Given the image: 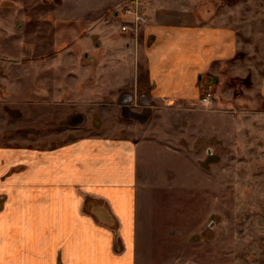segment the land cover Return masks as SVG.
Listing matches in <instances>:
<instances>
[{
  "label": "rangeland",
  "instance_id": "obj_1",
  "mask_svg": "<svg viewBox=\"0 0 264 264\" xmlns=\"http://www.w3.org/2000/svg\"><path fill=\"white\" fill-rule=\"evenodd\" d=\"M132 1L0 0V146L150 127L158 144L138 156L135 264H264V0H138L144 16L234 27L239 67L202 81L194 101L135 95L120 107L92 85L136 67L125 38L141 31H119ZM81 93L91 123L77 128Z\"/></svg>",
  "mask_w": 264,
  "mask_h": 264
},
{
  "label": "crops",
  "instance_id": "obj_2",
  "mask_svg": "<svg viewBox=\"0 0 264 264\" xmlns=\"http://www.w3.org/2000/svg\"><path fill=\"white\" fill-rule=\"evenodd\" d=\"M147 15L138 41L125 38L137 46L127 61L136 67L128 77L116 80L113 73L106 84L93 83L94 96L111 95L121 107L131 94H146L153 104L178 106L197 99L211 75L239 67L234 27L183 22L153 10ZM79 96L71 123L83 128L91 118L79 111L85 110ZM149 128L139 135L132 129L73 135L54 147L0 146V264H135L138 156L158 144Z\"/></svg>",
  "mask_w": 264,
  "mask_h": 264
},
{
  "label": "built area",
  "instance_id": "obj_3",
  "mask_svg": "<svg viewBox=\"0 0 264 264\" xmlns=\"http://www.w3.org/2000/svg\"><path fill=\"white\" fill-rule=\"evenodd\" d=\"M124 15L126 16L127 20L124 24L121 25L122 32H138L140 25L142 23H145L146 18L143 15V12L141 10V5L138 0H133L124 10ZM131 19V20H129ZM133 99V98H132ZM212 99V93L208 92L206 93L202 101L204 103H210ZM141 116V115H139Z\"/></svg>",
  "mask_w": 264,
  "mask_h": 264
},
{
  "label": "water",
  "instance_id": "obj_4",
  "mask_svg": "<svg viewBox=\"0 0 264 264\" xmlns=\"http://www.w3.org/2000/svg\"><path fill=\"white\" fill-rule=\"evenodd\" d=\"M130 97L133 98V95L131 94ZM140 101L142 104L149 105V101H147V95L146 94L142 95ZM132 116H134L135 118H138V119H144V117H140L138 114H135V113Z\"/></svg>",
  "mask_w": 264,
  "mask_h": 264
}]
</instances>
